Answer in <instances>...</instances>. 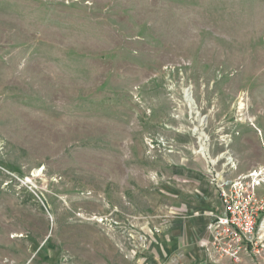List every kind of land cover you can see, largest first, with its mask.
<instances>
[{"label":"rangeland","instance_id":"obj_1","mask_svg":"<svg viewBox=\"0 0 264 264\" xmlns=\"http://www.w3.org/2000/svg\"><path fill=\"white\" fill-rule=\"evenodd\" d=\"M210 160L264 199V0H0V264H192Z\"/></svg>","mask_w":264,"mask_h":264},{"label":"built area","instance_id":"obj_2","mask_svg":"<svg viewBox=\"0 0 264 264\" xmlns=\"http://www.w3.org/2000/svg\"><path fill=\"white\" fill-rule=\"evenodd\" d=\"M210 164L208 177L218 195L220 212L209 213L207 258L213 264H239L243 257L260 261L264 255V199L259 196L261 172L235 178Z\"/></svg>","mask_w":264,"mask_h":264},{"label":"crops","instance_id":"obj_3","mask_svg":"<svg viewBox=\"0 0 264 264\" xmlns=\"http://www.w3.org/2000/svg\"><path fill=\"white\" fill-rule=\"evenodd\" d=\"M218 203L219 202L215 203L216 207L219 206ZM195 222L197 221L194 220L189 223L183 221L181 222V226L172 227L168 248H171L175 253H181L184 251L192 264H213L207 258L206 249L210 242V235L206 230L205 221L203 224L200 223L199 231L197 233H195V227L197 226ZM174 224L177 225L176 223Z\"/></svg>","mask_w":264,"mask_h":264},{"label":"bare ground","instance_id":"obj_4","mask_svg":"<svg viewBox=\"0 0 264 264\" xmlns=\"http://www.w3.org/2000/svg\"><path fill=\"white\" fill-rule=\"evenodd\" d=\"M185 97L188 98V95L185 96ZM200 135H202V134H200ZM204 151H205V148L201 147L200 152L203 153ZM208 160H209V159H208ZM209 163H214V161H213V160H210Z\"/></svg>","mask_w":264,"mask_h":264}]
</instances>
